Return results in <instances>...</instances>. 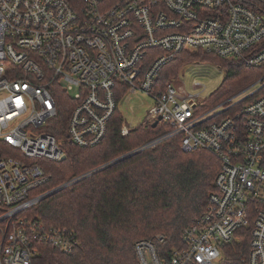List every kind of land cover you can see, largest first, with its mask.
Masks as SVG:
<instances>
[{
  "label": "built area",
  "instance_id": "2783aa9c",
  "mask_svg": "<svg viewBox=\"0 0 264 264\" xmlns=\"http://www.w3.org/2000/svg\"><path fill=\"white\" fill-rule=\"evenodd\" d=\"M255 1L258 11L246 0H0V264H33L41 243L79 247L74 231L26 215L53 191H39L51 181L42 161L62 162L65 142L98 146L122 98L138 93L155 104L142 125L166 132L131 154L179 139L220 163L184 247L167 259L164 235L138 240V263L220 264L225 245L248 237L243 263L264 264V76L215 106L203 86L193 95L160 81L182 53L264 66V0ZM61 91L72 101L65 139L48 132Z\"/></svg>",
  "mask_w": 264,
  "mask_h": 264
},
{
  "label": "trees",
  "instance_id": "16d2710c",
  "mask_svg": "<svg viewBox=\"0 0 264 264\" xmlns=\"http://www.w3.org/2000/svg\"><path fill=\"white\" fill-rule=\"evenodd\" d=\"M246 2L257 11L262 8L255 0ZM193 62L218 64L225 70L222 84L208 99L209 106L220 104L264 76V66L249 68L214 54L182 53L161 71V84L172 82ZM56 101L59 115L48 132L65 139L72 101L62 91L56 93ZM123 124L124 117L117 109L98 146L82 148L65 142L64 161H42L51 181L39 191L79 180L45 198L26 215L49 227L74 231L80 245L72 254H63L50 245L38 244L33 264H139L134 244L156 235L166 237L159 249L167 259L173 250L184 247L182 232L205 211L219 160L207 151L184 152L179 139L131 154L161 136L166 126L140 125L124 136ZM223 250L220 264H244L250 239L244 237Z\"/></svg>",
  "mask_w": 264,
  "mask_h": 264
},
{
  "label": "rangeland",
  "instance_id": "374dc122",
  "mask_svg": "<svg viewBox=\"0 0 264 264\" xmlns=\"http://www.w3.org/2000/svg\"><path fill=\"white\" fill-rule=\"evenodd\" d=\"M224 78L225 70L218 64L193 62L186 64L179 76L172 81L175 87L182 86L187 93L193 95L200 93L195 85L203 86L206 90L202 97L209 98L220 87ZM254 90L255 87L250 92ZM154 105L153 99L147 94H126L119 104V110L127 128L132 129L142 125Z\"/></svg>",
  "mask_w": 264,
  "mask_h": 264
},
{
  "label": "water",
  "instance_id": "95a60500",
  "mask_svg": "<svg viewBox=\"0 0 264 264\" xmlns=\"http://www.w3.org/2000/svg\"><path fill=\"white\" fill-rule=\"evenodd\" d=\"M157 125H158V122H155V123L153 124L154 127H156ZM65 159H66V158H64L63 161H64ZM65 188H67V186H63V187L57 188V189L53 190L51 193H49L45 198H47V197H49V196H51V195H53V194H55V193H57V192H59V191L65 189ZM45 198H44V199H45Z\"/></svg>",
  "mask_w": 264,
  "mask_h": 264
}]
</instances>
